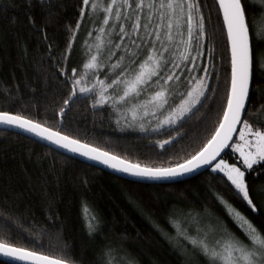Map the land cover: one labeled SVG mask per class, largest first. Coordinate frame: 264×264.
<instances>
[{
    "label": "trees",
    "instance_id": "obj_1",
    "mask_svg": "<svg viewBox=\"0 0 264 264\" xmlns=\"http://www.w3.org/2000/svg\"><path fill=\"white\" fill-rule=\"evenodd\" d=\"M199 2L222 93L229 71L222 17L216 0ZM244 2L246 15L256 22V34L251 39L254 55L264 57V35L259 29L264 5L261 0ZM81 4L82 0H0V111H21L57 126L62 119V131L134 162L167 164L171 162L169 157L174 161L198 148L214 128L219 95L215 102L206 101L179 127L173 126L174 131L167 127L146 132L136 127L119 130L115 110L109 105L93 108L91 96L77 98L63 117L58 114L68 88L62 83L64 77L59 75V68L85 71L84 42L89 39L88 30L95 27L85 19L77 35L70 36V29L76 28L80 18ZM70 38L73 47L68 58L61 60ZM108 56L109 52L103 55L106 66ZM200 62L211 66L207 52L197 61ZM254 69L253 86L257 92L252 96L250 112L264 120V112H260L264 106V69L255 63ZM105 71L101 69L103 76ZM216 82L213 77L212 83ZM178 101L179 97L174 100ZM34 106H39V112ZM176 133L180 135L175 143L164 148L157 144ZM224 158L239 163L230 150ZM248 179L254 189L264 187V175L252 174ZM218 197L264 228V217L253 215L246 202L210 169L176 182H139L114 175L21 133L0 129V238H10L56 258H67L73 264H105L101 253L106 244L120 248L132 264H208L189 240L176 236L174 223L191 220L198 226L208 224L212 231L207 236L209 241L220 238L222 228L245 239ZM261 202L264 195L254 197V203ZM86 212L100 217L101 228L95 236L86 230ZM33 239L42 242L43 247L32 244ZM0 264L12 263L0 259Z\"/></svg>",
    "mask_w": 264,
    "mask_h": 264
},
{
    "label": "snow or ice",
    "instance_id": "obj_2",
    "mask_svg": "<svg viewBox=\"0 0 264 264\" xmlns=\"http://www.w3.org/2000/svg\"><path fill=\"white\" fill-rule=\"evenodd\" d=\"M216 2L229 62L222 93L214 49L210 46L199 0H82L80 18L76 28L70 29V36L77 35L85 19L95 26L88 30L89 37L95 31L93 42H84L87 62L83 69L87 71L81 73L76 67L59 68V75L64 77L62 83L68 86L58 109L61 117L77 98L91 96L93 108L109 105L117 112L130 113L133 121L142 114L156 121L154 129L167 127L174 131L173 126L179 127L206 101L215 102L219 95L220 107L214 128L193 151L174 161L169 157L171 162L167 164L134 162L62 131V119L57 126L21 111L2 110L0 124L21 129L58 149L149 181H170L210 169L211 174L220 175L246 202L253 215L264 217V202L254 203V197L264 195V187L254 189L248 179L252 174L264 175V120L250 112L252 96L257 92L253 86L254 63L264 69V57L254 55L251 39L256 34V22L246 15L244 0ZM106 44L107 66L103 58ZM72 47L70 38L61 60L68 58ZM205 52L212 61L211 66L197 63ZM100 69L106 70L105 78H100ZM109 73L111 76L107 75ZM89 74L96 76L91 83L85 80ZM213 77L217 81L215 84ZM178 97L179 103L170 104ZM34 107L39 112V106ZM260 112H264V106ZM140 127L144 130L143 123ZM179 135H169L157 144L164 148L170 142L175 143ZM228 150L239 163L224 158ZM218 199L227 206L228 214L234 218L245 239L222 228V236L212 243L207 241V234L200 238L188 237L194 249L199 250L208 264H264V228L257 227L231 203ZM85 216L86 230L90 236H95L101 228L100 217L94 212H86ZM31 243L43 247L36 239ZM112 251L110 246H105L101 254ZM0 255L23 264H69L67 258H54L10 238H0ZM105 264L109 262L106 260Z\"/></svg>",
    "mask_w": 264,
    "mask_h": 264
},
{
    "label": "rangeland",
    "instance_id": "obj_3",
    "mask_svg": "<svg viewBox=\"0 0 264 264\" xmlns=\"http://www.w3.org/2000/svg\"><path fill=\"white\" fill-rule=\"evenodd\" d=\"M260 32L262 31V34L264 35V17L262 18L261 22H260ZM118 31V30H117ZM95 37V33H93V35L91 37H89L88 41L89 43H92ZM107 49L108 46L107 44L105 45V48L103 50V55L107 54ZM114 51H118V50H114ZM105 61V59H104ZM87 71V70H85ZM84 71V72H85ZM100 72V78H105V76H103V74L101 73V69L99 70ZM94 79H96V76H93L91 74L87 75L85 77V80L88 83H91ZM141 99H143V97H141ZM176 103H179L176 102ZM170 104H175L174 101H170ZM127 106H125L126 108ZM117 117H116V123L118 126L119 130L122 131H126L129 129H133V127L138 128L140 131L142 132H146L148 130H153V125L156 121L152 120L151 117H143L142 114L138 115L136 120L133 121L131 114L130 113H125V111H121V112H117L115 110ZM119 117V120H118ZM143 123L144 124V130H141L140 124ZM165 128V127H164ZM154 130H158V129H154ZM230 162V161H229ZM175 226V233L177 237L182 238L183 240H189L188 237H196V238H200L203 237L205 234H207V236H209V232L212 233L211 231V227L208 224H201L200 226L196 225L195 222L190 221H177L174 223ZM217 234L218 231L216 230ZM183 233V234H181ZM207 238V237H206ZM219 239L218 236H216L215 240ZM190 241V240H189ZM207 241L209 243H212V239L209 241L207 239ZM105 246H110L113 251L111 253H105L102 255V257L104 258V260L108 261L109 264H132L130 258L128 257V255L126 253H124L120 248H115L109 244L104 245L102 248L104 249Z\"/></svg>",
    "mask_w": 264,
    "mask_h": 264
},
{
    "label": "water",
    "instance_id": "obj_4",
    "mask_svg": "<svg viewBox=\"0 0 264 264\" xmlns=\"http://www.w3.org/2000/svg\"><path fill=\"white\" fill-rule=\"evenodd\" d=\"M0 129H6V130H11V131H14V132L21 133L23 135H26V136H28L30 138L35 139L36 141L41 142L42 144H45L47 146H50V147H52V148H54V149H56V150H58V151H60V152H62L64 154H67V155H69L71 157H75V158H77L79 160H82V161L87 162V163H89L91 165H94L96 167H99V168H101L103 170H106L107 172H110V173H112L114 175H118L120 177H123V178H126V179H130V180H134V181L145 182V183H168V182H176V181L185 180V179H188V178H190L192 176L197 175V174H192L190 176L176 177V178H173V180H170V181H149V180H145L144 178H141V177L131 176V175L127 174V173L119 172V171H116L114 169L108 168L105 165L99 164L96 161L88 160L87 158L82 157V156H79L78 154L68 153L64 149H58L55 145H51L47 141L39 140V138L31 136V134H29V133H24L21 129L12 128V127H9V126H6V125H2V124H0ZM203 171H205V169H201L200 170V173L203 172ZM54 258H56V257H54ZM0 259L1 260H4V261H7L9 263H12V264H23V262L13 260L12 258H9V257H4L2 255H0ZM69 264H73V263H70L69 262Z\"/></svg>",
    "mask_w": 264,
    "mask_h": 264
}]
</instances>
